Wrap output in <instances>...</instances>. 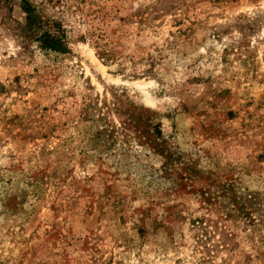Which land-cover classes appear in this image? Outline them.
<instances>
[{
  "label": "rangeland",
  "instance_id": "1",
  "mask_svg": "<svg viewBox=\"0 0 264 264\" xmlns=\"http://www.w3.org/2000/svg\"><path fill=\"white\" fill-rule=\"evenodd\" d=\"M0 264H264V0H0Z\"/></svg>",
  "mask_w": 264,
  "mask_h": 264
},
{
  "label": "trees",
  "instance_id": "2",
  "mask_svg": "<svg viewBox=\"0 0 264 264\" xmlns=\"http://www.w3.org/2000/svg\"><path fill=\"white\" fill-rule=\"evenodd\" d=\"M22 8L28 14L27 25L30 29L35 26L37 29L44 28V31L38 37V40L42 44V49L50 50L52 52L57 53H67L68 49L63 39L59 37L56 33H52L48 29H45L44 23L41 17L37 14L36 9L31 8V6L26 2H24Z\"/></svg>",
  "mask_w": 264,
  "mask_h": 264
}]
</instances>
